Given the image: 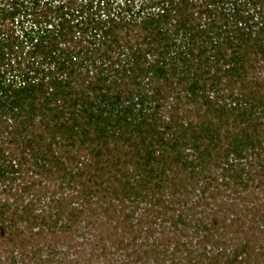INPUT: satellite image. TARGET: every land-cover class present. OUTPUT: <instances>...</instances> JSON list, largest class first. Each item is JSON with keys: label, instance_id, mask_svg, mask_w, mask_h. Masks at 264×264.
<instances>
[{"label": "trees", "instance_id": "1", "mask_svg": "<svg viewBox=\"0 0 264 264\" xmlns=\"http://www.w3.org/2000/svg\"><path fill=\"white\" fill-rule=\"evenodd\" d=\"M0 264H264V0H0Z\"/></svg>", "mask_w": 264, "mask_h": 264}]
</instances>
